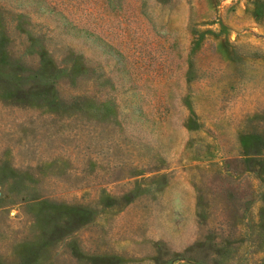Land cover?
Masks as SVG:
<instances>
[{"label":"rangeland","instance_id":"obj_1","mask_svg":"<svg viewBox=\"0 0 264 264\" xmlns=\"http://www.w3.org/2000/svg\"><path fill=\"white\" fill-rule=\"evenodd\" d=\"M0 264H264V0H0Z\"/></svg>","mask_w":264,"mask_h":264}]
</instances>
